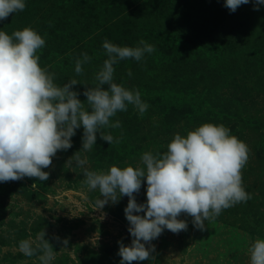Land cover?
<instances>
[{"label": "rangeland", "instance_id": "1", "mask_svg": "<svg viewBox=\"0 0 264 264\" xmlns=\"http://www.w3.org/2000/svg\"><path fill=\"white\" fill-rule=\"evenodd\" d=\"M25 3L22 12L0 21V31L36 30L46 42L37 53L41 67L55 74L59 86L76 79L72 90L85 108L83 93L95 86V74L107 59L105 40L131 47L144 40L155 51L139 62L125 59L114 65V82L138 90L149 105L142 116L129 105L111 118L120 121V128L101 129L119 143L110 145L97 133L92 150L82 151L81 126L71 138L72 147L58 151L44 169L46 181L25 177L0 182V264H39L36 256L20 253L18 244L35 240L43 230L55 251L52 264H120L118 242L130 246L133 239L124 212L129 198L98 208V189L89 191L83 169L67 162L81 150L88 170L135 167L144 152L164 153L175 134L186 136L209 122L223 124L248 145L242 177L251 199L205 221L203 231L191 216L181 214L178 219L187 222V229H164L146 244L154 246L152 258L132 264H250L248 247L264 238V4L255 10V0H249L232 12L225 0ZM83 53L91 59L77 75L75 61ZM146 189L143 180L134 194L138 204L146 203Z\"/></svg>", "mask_w": 264, "mask_h": 264}, {"label": "clouds", "instance_id": "2", "mask_svg": "<svg viewBox=\"0 0 264 264\" xmlns=\"http://www.w3.org/2000/svg\"><path fill=\"white\" fill-rule=\"evenodd\" d=\"M248 3L225 0V7L235 12ZM255 4L258 10L264 0H255ZM25 7V0H0V21ZM45 43L31 27L11 35L0 31V182L25 177L46 181L49 173L44 169L51 166L58 151L72 147L76 129L83 127L81 150L85 152L96 144L97 133L110 145L119 143L101 129L120 128V121L112 123L111 118L127 111L129 105L141 116L149 107L138 90L114 82V65L125 59L141 61L145 54L155 51L153 45L140 40L135 47L118 46L105 40L102 47L107 59L95 74V86L86 87L83 93L88 105L85 108V101L72 90L78 84L76 79L59 86L54 83L55 74L41 67L37 53ZM90 59L87 53L76 59L77 75L83 74L82 65ZM81 150L67 163L74 161L83 169V183L89 191L98 189L97 207L117 203L121 196L129 198L124 212L133 239L130 246L118 242L120 264L150 260L154 246L146 244L164 229L173 233L187 229V222L178 219L181 214L191 216L194 226L203 231L205 221H213L223 210L251 199L242 177L249 158L248 145L223 124L203 123L186 136L177 133L167 144V151H146L141 155V164L135 167L113 164L106 171L88 170ZM143 180L147 183V201L138 204L134 194L140 191ZM141 212L144 215L134 214ZM45 236L43 230L35 240L19 241V252L25 257L36 256L39 264H52L55 251ZM63 244L67 246V239ZM247 252L250 264H264V238H256Z\"/></svg>", "mask_w": 264, "mask_h": 264}]
</instances>
